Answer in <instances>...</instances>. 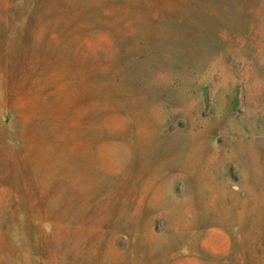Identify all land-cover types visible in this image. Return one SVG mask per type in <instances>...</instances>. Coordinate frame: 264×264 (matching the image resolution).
I'll use <instances>...</instances> for the list:
<instances>
[{
  "label": "rangeland",
  "instance_id": "rangeland-1",
  "mask_svg": "<svg viewBox=\"0 0 264 264\" xmlns=\"http://www.w3.org/2000/svg\"><path fill=\"white\" fill-rule=\"evenodd\" d=\"M0 264H264V0H0Z\"/></svg>",
  "mask_w": 264,
  "mask_h": 264
}]
</instances>
